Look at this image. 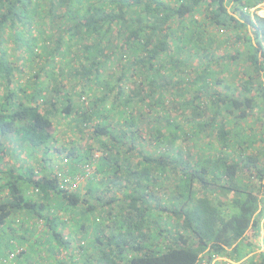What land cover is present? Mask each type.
<instances>
[{"label": "trees", "instance_id": "16d2710c", "mask_svg": "<svg viewBox=\"0 0 264 264\" xmlns=\"http://www.w3.org/2000/svg\"><path fill=\"white\" fill-rule=\"evenodd\" d=\"M262 3L0 0L12 264H264Z\"/></svg>", "mask_w": 264, "mask_h": 264}, {"label": "rangeland", "instance_id": "374dc122", "mask_svg": "<svg viewBox=\"0 0 264 264\" xmlns=\"http://www.w3.org/2000/svg\"><path fill=\"white\" fill-rule=\"evenodd\" d=\"M259 15H264V11H259ZM62 129V126H58V128L56 129L57 132H60ZM0 151L3 152L2 154V162L3 164H5V166L3 167V169H16L19 166L24 167L27 164L26 161V157L22 151V149L19 147V143L17 141H15L12 137H4L0 139ZM33 164L34 161L28 162V164ZM5 197V193H1L0 194V198ZM20 219V218H19ZM23 219V223L22 222H17L15 224L11 223L10 226L15 229L14 232L9 231L7 234H5L3 231L0 230V264H4L3 261L6 262V264H12V258L10 259L9 257L12 256L8 253L7 247L9 246V242H7L6 240L9 239V237L12 234V240L10 245H14L17 248L15 249L16 252L15 254H17L18 252H20V249H28L27 248V244H24V241L28 240L31 236L30 235H35V237H37L39 235V233L42 230V227L40 224H36L33 221L28 220L26 217L21 218ZM16 222V221H15ZM30 222H33L34 224L30 225ZM34 225V226H33ZM18 226V228H17ZM32 228L31 230L29 228ZM27 229V231H26ZM35 231V233L32 231ZM10 235V236H9ZM32 235V236H33ZM17 237H25V239L21 242L22 245H17L15 244V239L17 240ZM260 242V241H259ZM27 253L24 254L19 261H21V263H24L26 261L27 258ZM8 257V258H7ZM38 261V260H37ZM221 261V260H218ZM223 261V260H222ZM225 261V260H224Z\"/></svg>", "mask_w": 264, "mask_h": 264}, {"label": "built area", "instance_id": "2783aa9c", "mask_svg": "<svg viewBox=\"0 0 264 264\" xmlns=\"http://www.w3.org/2000/svg\"><path fill=\"white\" fill-rule=\"evenodd\" d=\"M259 11H264V3L257 5L255 8L252 9V12H255L258 16H262L259 15ZM10 259L12 258V256L9 257Z\"/></svg>", "mask_w": 264, "mask_h": 264}, {"label": "crops", "instance_id": "0c3cea01", "mask_svg": "<svg viewBox=\"0 0 264 264\" xmlns=\"http://www.w3.org/2000/svg\"><path fill=\"white\" fill-rule=\"evenodd\" d=\"M261 17H264V15H262Z\"/></svg>", "mask_w": 264, "mask_h": 264}]
</instances>
